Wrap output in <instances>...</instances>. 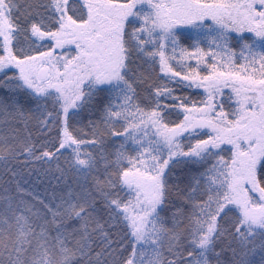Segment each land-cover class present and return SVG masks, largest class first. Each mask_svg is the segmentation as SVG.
Masks as SVG:
<instances>
[{
    "label": "snow or ice",
    "instance_id": "1",
    "mask_svg": "<svg viewBox=\"0 0 264 264\" xmlns=\"http://www.w3.org/2000/svg\"><path fill=\"white\" fill-rule=\"evenodd\" d=\"M0 264H264V0H0Z\"/></svg>",
    "mask_w": 264,
    "mask_h": 264
}]
</instances>
